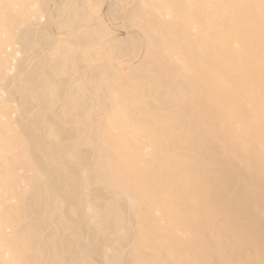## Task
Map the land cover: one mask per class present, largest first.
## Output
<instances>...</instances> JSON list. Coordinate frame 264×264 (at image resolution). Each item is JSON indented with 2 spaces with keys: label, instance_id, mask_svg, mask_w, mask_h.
Listing matches in <instances>:
<instances>
[{
  "label": "bare ground",
  "instance_id": "6f19581e",
  "mask_svg": "<svg viewBox=\"0 0 264 264\" xmlns=\"http://www.w3.org/2000/svg\"><path fill=\"white\" fill-rule=\"evenodd\" d=\"M75 2L80 14L70 33L85 50L98 48L100 32L87 22L83 0ZM139 7L122 18L133 21L125 28L153 63L124 72V85L84 71L78 80L102 87V95L88 86L80 92L56 81L57 60L48 78L41 77L46 63L27 74L22 104L31 108L29 87L38 89L41 110L19 131L41 176L23 197L25 221L10 243L0 240V264H264V108L256 111L264 104V41L243 36L264 31V0H140ZM26 33L24 45L32 42ZM105 43L113 54L127 51L113 38ZM243 75L253 76L261 96ZM49 91L62 112L46 113ZM99 111H126V122L101 132ZM47 126L59 141L44 136ZM63 201L68 217L75 213L70 223L56 213Z\"/></svg>",
  "mask_w": 264,
  "mask_h": 264
},
{
  "label": "rangeland",
  "instance_id": "374dc122",
  "mask_svg": "<svg viewBox=\"0 0 264 264\" xmlns=\"http://www.w3.org/2000/svg\"><path fill=\"white\" fill-rule=\"evenodd\" d=\"M75 1L0 0V240L6 243H10V238L12 239V235L18 229V223L25 221L23 197L31 192L30 184L38 181L37 179L41 176L27 161L29 160L28 145L25 144L19 131L20 121L25 120L27 117L31 118L32 114L41 110L38 99L37 104L35 102V97H37L35 93L38 89L29 87V92L34 97L30 105L31 108H28L30 111L22 104L21 89L27 84V74L34 70L37 63H46L45 66L40 68L41 77L48 78L51 73V63L57 60L62 63L63 67H61V72L56 73V81H70L72 85L78 87L80 92L86 90V86L91 87L95 91L94 93L101 98L102 87L97 89L87 81L78 80L81 73L91 70L101 72L102 75L99 80L103 84L113 82L124 85L120 79L124 72H131L135 68L153 63L148 58L145 50L140 51L139 54L137 46L134 44V41L137 40L135 39V31L125 28L133 21L122 18L123 13L137 10L140 0H83V3H85L84 11L88 16L87 22L89 21L91 25H95L96 30H99L100 39L98 40L102 43L98 48H87L86 50L76 42V38L70 33L74 30L71 27L72 18L80 14L79 6ZM145 1L151 5L152 0ZM71 4L73 7L69 8ZM140 7L139 10H141ZM28 31L31 35L30 41L32 40L33 43L29 41L31 44H21L20 37L29 34L26 33ZM243 36L244 40L264 41V31L258 32L256 35ZM112 38L119 41V43L126 44L127 51H118L117 54H113V51L106 50L108 47L105 42H109ZM83 50H85V54ZM169 51L171 54H178L175 49ZM82 55L88 56V59L83 60ZM135 56L137 57L135 58ZM248 57V55L245 56L241 53L239 58L245 61L244 59ZM125 64L128 65L125 66ZM257 67L258 64L253 65V68ZM149 73L151 77L157 74L154 72ZM242 78L246 83L248 82L246 87L251 93L258 96L262 95L252 87L253 84L250 81L253 76L243 75ZM53 94L51 91L48 92L50 98V109L46 111L48 114L51 109L59 111L58 106H60V112L63 111L61 103ZM261 107L264 108V104L259 103L256 111L258 112ZM77 110L75 108L73 112ZM257 112L255 119L260 116V113ZM98 113L100 114L98 127L101 132L115 127L117 119L122 120L124 124L126 122L123 118L126 116V111L118 114L105 111H99ZM240 115L242 116V114ZM42 132L46 138L59 141V137L53 134L49 126L42 128ZM90 144L88 142L85 146L87 147ZM219 155V153L215 154L216 157ZM252 160V157L248 158L249 165ZM122 161L123 159L116 165L118 167L125 166ZM104 168L107 169L106 166ZM250 171H252L249 172V174L251 173L250 177L253 176L252 178L258 182L256 175L260 174L259 171H255L253 168ZM90 189L91 187H87L85 192L86 211L93 223L95 221L92 216L94 208L87 195ZM231 192L232 195L238 193L237 189H233ZM8 206L11 213L5 214V216L1 212L4 207ZM66 210V202H57L56 213H63L64 220L70 223V215L75 217V213L71 212L68 217ZM130 212L134 213L135 210L130 209ZM220 218L217 219L221 220ZM42 236L38 234L37 238L41 239ZM224 237L232 238L230 232L224 233ZM24 239L22 240L25 242ZM136 242L138 243V241ZM140 244L144 246V242ZM260 249L261 256L264 257V249ZM247 252H253V249L248 247ZM242 256L245 255L242 254Z\"/></svg>",
  "mask_w": 264,
  "mask_h": 264
}]
</instances>
